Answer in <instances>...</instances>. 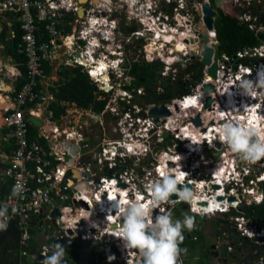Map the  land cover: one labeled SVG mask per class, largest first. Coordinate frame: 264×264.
<instances>
[{"label":"built area","instance_id":"built-area-1","mask_svg":"<svg viewBox=\"0 0 264 264\" xmlns=\"http://www.w3.org/2000/svg\"><path fill=\"white\" fill-rule=\"evenodd\" d=\"M163 1L170 8L174 6L173 13L170 11L168 15H165L166 20L171 24H164V28L158 31L144 28L142 31L136 32L139 38L144 37L146 40L147 37L151 38L148 43L150 50L146 53L152 55L157 53L158 56H162V53L165 52L161 62L164 64V69H168L174 74L180 70L176 68L178 66L175 64L182 63L184 66L191 60L202 64L204 48L213 47L216 44V29L209 31L210 45L200 46L198 36L189 30V24L186 22L189 20L188 14L182 13L187 0H158V2ZM232 1L235 3V17L247 25L251 31L256 32L260 43L237 51L233 57L221 52L216 80H213L208 74L209 67L202 64L204 66L203 80L191 85V92L178 100L180 116L183 119H189L187 126L182 127L174 123L172 129H169L168 124L175 119L174 115L160 117L158 121L152 115L151 119L138 117L132 118V121L139 123L137 135L142 138H147L146 134L154 130L158 134L166 130L171 132L180 130L179 136L182 138L179 139L183 140L184 137H188L192 144L189 145V148L193 152L200 155L204 152V156H201L199 160L196 159L189 167L168 168L176 175H180L181 172L187 173L184 178L185 185H181L182 187L190 184L204 194L210 195L220 191L224 193V195L215 197L219 203V208L215 212L190 213L201 217L228 216L227 219L236 225L242 237L253 239L264 235V228L259 227L256 218L247 216L249 208L260 205L264 200L262 187L264 158L255 163L240 159L220 140L218 129L227 120H230L234 126L237 124L249 126L250 123L259 137L264 138V87L260 86L264 84V41L260 39V36L264 35V24L260 22L259 17L264 13V2L262 0H258V2L243 0L244 6L241 0ZM255 1L256 6L253 5ZM79 2L80 0H0V12L6 13L9 10H14L17 14L22 30L20 52L25 57V66L30 75V79L15 95H13L15 90L8 95V101L11 104L5 106L0 118V131L7 130L4 134L0 132L1 139L12 138L15 142L12 153L7 155L6 161L0 164V209L6 208L7 225L10 222L16 223L20 231L18 244L22 247L31 246V231L34 229L35 223L38 224V219L41 217L49 219L48 213L58 210L60 212L58 220L64 224L65 229L73 231V236L94 239L97 243L106 239L99 248L100 250L109 252L113 246H116L121 250V256L116 257L118 262L142 264L139 254L131 253V256H136V261L127 258L128 242L126 239L116 236V232L124 224V214H121L119 218L118 202L125 204L129 200L146 196L145 186L157 178L162 165L159 164L156 167L154 173L157 175L153 174L152 179L150 173H147L137 181L128 172L120 173L113 169L116 163L110 160L108 172L104 173L99 170L98 173H101L102 176L98 177L99 183H95L94 176L90 178L81 175L76 177L73 173V168L67 162L68 157L71 156L70 148L60 150V144L51 139L52 135L58 133L56 126L51 128L52 133L50 134L39 132V136L47 140V145H43L40 139L31 140L29 137V124L32 122L26 117L27 114L41 118L46 110L42 106L48 103V94H43L42 90L36 89L39 80L44 76L42 62L55 59L60 55L61 49L64 54L62 59L65 66H81L100 89L105 88L99 78L101 74L92 75V68L95 66V62L100 59L91 55H94L96 51H101L100 47L107 48L108 46V44L104 45L101 39L107 40V34L114 26V20L110 22L108 19L112 11L105 7L106 3L96 4L95 0H89L83 16L80 17L77 14ZM154 3L156 4V1ZM145 4V9L135 7L131 11L130 17L137 18L141 13L147 16L152 14L151 11H154L155 4L153 6ZM253 7L258 8L259 15L254 14ZM245 9L250 10L246 11ZM68 13L73 19L64 23L63 19ZM40 20H46L43 29L48 34L47 40H40L37 36ZM64 28L69 30L65 31ZM146 29L149 30L148 33L145 31ZM144 32L146 33L144 34ZM185 35L190 36V42L184 40ZM174 37L181 38L188 46L187 49L180 52L176 50V42L172 41ZM192 43L195 47H192ZM176 54L182 55L174 61ZM243 59H249L250 65L241 62ZM104 64L108 68V66L116 65V61L109 63L104 61ZM181 77L182 81L187 79L184 74ZM187 83L190 84V81ZM208 83H212L216 87V91L205 93L203 87ZM252 92L253 94H251ZM192 97H196L197 103L195 105L187 104V101ZM209 98H212V103L204 112L201 99ZM36 99H40L42 103H39L37 107L28 106L29 102ZM193 106H196L195 109H192ZM194 110L195 112H193ZM222 114H226V118ZM197 115L202 123L199 127H196L192 122V119ZM256 138L253 136L251 140H256ZM218 143L220 147L217 146ZM106 152L107 150L104 149L103 154ZM124 155L122 153V156ZM106 160L104 159V161ZM196 170L199 172L195 173ZM215 185H219V188H214ZM5 187H7V191H5ZM177 188L180 187L177 186ZM112 195L114 198H111ZM219 197L222 199L218 200ZM169 199L175 200L176 194H171ZM201 200L200 202H204L203 198ZM81 201L85 202L87 206L80 204ZM179 205L186 206L190 211L187 203L165 205L164 208L172 213L173 208ZM157 214H159V209H153L151 212L152 221L153 216H157ZM153 223L155 222L153 221ZM2 230L0 229V232ZM22 255L30 258L37 257V254L29 255L27 250H24ZM112 261L114 259H107L103 260V263L110 264ZM258 264L262 263L258 262Z\"/></svg>","mask_w":264,"mask_h":264},{"label":"flooded vegetation","instance_id":"flooded-vegetation-1","mask_svg":"<svg viewBox=\"0 0 264 264\" xmlns=\"http://www.w3.org/2000/svg\"><path fill=\"white\" fill-rule=\"evenodd\" d=\"M88 1L89 0H87L86 3L84 2V4L79 2V8L83 7L85 9ZM155 1L156 4L154 3ZM95 2L96 4L99 2L106 3L105 7L110 8L108 10L112 11L108 19L110 22L114 20V26L110 33L107 34L108 39H101V42L104 45H111L114 49L100 47L101 51H96L94 55L91 56L104 60L105 62L107 61V63L116 61V65L108 66L105 71L104 79H102L101 75L99 77L101 83L105 86L104 89H101L106 93L103 97L107 99V103L104 110L100 114H97L96 123H98L105 131L103 123L107 120V115L112 116L110 119L117 121L115 128L116 136L108 137L102 135V139L96 143V136L91 132L90 128L92 123L81 120L82 115L78 114L79 111L74 112L73 121H70L71 126L68 127V124L63 123L65 116L61 117L56 122H53L51 120V113H48L49 105L44 104L42 108H45L46 110L41 115L40 119L49 129V134L52 133L50 128L54 126L58 128V133L55 134V140L60 144V150L66 148L65 143L67 140H73L76 145L79 146L73 169L79 170L81 176H87L88 173L93 172L94 174H91V176H94L95 179H99L98 177L102 175L101 173H98V171L102 170L104 173H107L110 160L116 163L113 169L118 170L120 173L128 172V174H130L132 178L134 177L137 181L142 179L147 173H150V178L152 179L153 174L157 175L154 171L159 164H166L167 168L177 166L189 167L196 161V159H201V156H204V152L201 155L193 152V150L189 148V145L192 144L188 137H184L183 140L179 139L182 138L179 136L180 130L175 132L166 130L160 134L154 130L146 134L147 138H142L140 135H137L139 123H134L132 121V118L136 119L138 117L151 119V115L153 116V109L165 106L169 111V115L166 117H171L172 115L175 117V119L169 122V129H172L174 123L182 127L188 125L189 119H183L182 116H180L181 110L178 106V100L186 94L182 93L175 98L164 97V94L176 84L187 88L194 85L191 83L188 84L187 82L191 80L196 69L193 68L189 72V68L192 65L200 67L201 63L191 60L188 64L182 66L184 68L183 73L179 70V72L174 74L172 71L164 69V64L161 62V59L164 58L165 52L162 53V56H158L157 53L152 55L146 53L145 50L142 51L139 46H142L143 43L148 44L151 38L147 37L146 40L144 37H141V34H139L141 37L139 38L136 33L137 31H142L144 28L158 31L164 28V24H171L170 21L166 20L165 15H168L170 11L173 13L174 6L170 8L165 4V1L158 2V0H108L107 2L106 0H95ZM145 3H148L151 6L155 4L154 11H151L152 14H148L147 16L141 13L137 18L130 17L131 11L134 10L135 7L138 6L145 9ZM205 4L209 5L215 13L214 29H216L215 22L218 15H220V12L225 13V9L218 5V0H187L186 7L182 11L183 14H188L189 20L186 22L189 24V30L198 36V43L203 47L206 45L203 40V32L207 31L203 11ZM216 4L219 7H217ZM194 5H197V7H194ZM147 29L145 31L148 33L149 30ZM145 33L146 32H144V34ZM215 41L216 44L220 45L218 36H216ZM185 47L186 48L182 47V51L187 49L188 46L186 45ZM192 47H195L193 43ZM141 62L145 63L147 72L148 69H151L150 63L156 65L157 63L162 64L161 69L156 70L154 66L152 68L157 80L153 83L151 90H147L143 85L138 86L136 80L133 79L135 75L132 74V68L137 67L139 69V65L137 64ZM136 73L138 74L139 72ZM183 74L184 76H187V81L181 80ZM114 99L115 102L111 103L110 100ZM207 100L201 99V104L204 106L203 111L208 108L206 107ZM172 108L174 109L172 110ZM80 110L90 114L93 118L96 114L91 110L82 108ZM197 117L199 116L197 115L192 119V122L196 127H199L194 122ZM158 125L160 126V124ZM67 128H70V130L67 131ZM104 149L107 150L105 154H103ZM122 153L125 155L122 156ZM72 157L74 156L71 154V156L68 157L67 162H69ZM104 159L107 160L104 161ZM85 206H87V204ZM48 214L50 218H39L38 225L34 226V228L37 230L36 234L39 232L44 233L46 241L52 243L54 241L53 236L59 234L56 221H58L60 216L56 218L52 216V212ZM227 217L228 216H210V218H207L195 216L194 229L191 232L184 229L185 239L183 243L180 244V248L187 249V252L181 253L180 261L182 264H258V262L264 264V247L261 248V250L259 249V255H255L261 242H253L256 237L253 239L242 237L238 232L236 225L229 221ZM177 219L183 220V217L178 216ZM200 219L206 224H213L209 227L210 233L208 235L205 234V237L203 236L204 234H201L206 232L205 227L197 225ZM223 220L226 224L220 223V221ZM63 225L64 224L62 223L60 229L65 231L67 238H76V240L81 241L86 240L81 237L73 236V231L71 229H65ZM46 228L49 229L50 232H48ZM67 231H71V234H68ZM201 237H204V239L198 244ZM100 247L101 246H97L91 253L89 258L91 264H105L103 263V260H107L111 255L115 258L110 264L127 263L125 260V262H118L116 259L117 256H121V250L118 247L113 246V249L109 250V252L107 250H100ZM192 248L195 250L197 249L196 254L194 253L192 255L190 252V250H194ZM44 249L45 248L42 250L38 246L37 257H33V259L27 257V259L31 261V264H42L43 260L39 258V254L43 255ZM131 251L133 252V250ZM47 254L51 256L49 250ZM135 254L138 255L139 252L137 251ZM135 257H133V255L131 256L133 261H136ZM78 259L79 248L76 246L72 251L66 252L61 264H80Z\"/></svg>","mask_w":264,"mask_h":264},{"label":"clouds","instance_id":"clouds-1","mask_svg":"<svg viewBox=\"0 0 264 264\" xmlns=\"http://www.w3.org/2000/svg\"><path fill=\"white\" fill-rule=\"evenodd\" d=\"M260 86L264 87V84ZM196 103V97L187 101L189 105ZM222 115L226 118V114ZM218 132L220 140L240 159L255 163L264 158V138L259 137L250 123L249 126L243 124L234 126L230 120H227L225 124L220 125ZM253 136L257 137L255 141L251 140ZM186 175L187 173L184 172L176 175L165 166L158 171L157 178L145 186L146 196L129 200L125 204L118 202L119 218L121 214H124V224L116 232V236L127 240L129 250L132 248L138 250L142 264H182L180 261L181 253L187 252V249L180 248V244L185 239L184 229L189 232L194 229L195 216L185 214L183 220L174 219L172 213L165 210V205L187 203L190 212L196 214L201 212L213 213L219 208V203L215 197L224 195L222 191L209 195L194 187L189 189L183 186L178 189L177 184L185 185L184 178ZM173 193L176 194V199L170 200L169 197ZM202 198L207 201L206 206H201ZM153 209H159L155 223L151 219ZM6 228V208H2L0 209V229L5 230ZM146 229H150V232ZM51 249L53 254L49 256L47 254L49 248L45 247L42 264H61L66 254L64 247L56 243L51 246ZM114 258V256L108 257L109 260Z\"/></svg>","mask_w":264,"mask_h":264},{"label":"trees","instance_id":"trees-1","mask_svg":"<svg viewBox=\"0 0 264 264\" xmlns=\"http://www.w3.org/2000/svg\"><path fill=\"white\" fill-rule=\"evenodd\" d=\"M256 4V1L253 2L254 6H256ZM256 8L253 7L252 10L255 15H259V10ZM259 17L260 22L264 24V13L259 15ZM72 19V16L69 14L64 17V21ZM38 25L40 28L43 27V22H39ZM215 25L218 40L220 41L221 52H224L231 57H233L239 50L256 46L260 43L256 32L251 31L247 25L241 23L234 16L220 12ZM0 26V45L3 46L4 53L7 56L12 57V60L20 70V75L14 83L15 92L13 95H15L16 92L19 91L21 87L30 79L29 71L25 66V57L23 53L20 52L22 30L20 29V24L16 19L12 20L10 25L0 19ZM68 30V28L65 29V31ZM37 36L43 40L48 39V34L43 28ZM241 62L250 65L249 59H243ZM42 65L45 76L49 75L51 73V66L49 63L43 61ZM137 65H142L139 69L137 67L132 68V74L135 75L137 85H143L147 88V90H151L153 83L156 82L153 79V75H151L149 69L147 72L144 62ZM151 65H153L156 70L161 69L162 66V64L159 63H157V65L151 63L150 66ZM193 68L196 70L192 75L193 77H191L190 83L196 84L203 80L204 66L202 64L200 67L192 65L189 68V72ZM137 70H139L138 74L136 73ZM58 74L60 76V81L50 87L49 94L47 93L53 98L48 106V113H51V120L53 122H56L63 116H66L68 108L74 105L79 109L82 108L91 110L96 114H100L104 110L107 99L103 96H105L106 93L100 89L97 83L94 82V80L85 70H83L81 66H62L58 70ZM41 81L42 79L39 80L38 87L36 88L38 91H44ZM190 92V88L182 87L181 85L176 84L174 87H171L166 94H164V97L175 98L182 93L189 94ZM43 94L46 93L43 92ZM39 103H42V101L40 99H36L35 101L29 102L28 106L37 107ZM6 131L7 130H3V134L6 133ZM29 137L31 140L40 139V142L43 145H47V140L39 136L38 130L31 123L29 124ZM14 148L15 142L12 138L7 141L4 139L0 140V153L5 151L10 155ZM262 187L264 190V183ZM5 191H7V187H5ZM247 216L251 218H258L259 220L261 219L264 222V200L260 205H254L249 208L247 210ZM37 225L38 224L35 223V226ZM31 233L32 241L31 246L29 247H22L20 244L14 243L7 238L0 246V264H26L28 259L22 255L24 250H27L29 255L37 254L38 242L36 240L35 228L32 229ZM31 259L33 258L31 257Z\"/></svg>","mask_w":264,"mask_h":264},{"label":"water","instance_id":"water-1","mask_svg":"<svg viewBox=\"0 0 264 264\" xmlns=\"http://www.w3.org/2000/svg\"><path fill=\"white\" fill-rule=\"evenodd\" d=\"M82 1L83 0H80V3H82ZM86 1H85V3H86ZM82 4H84V2ZM83 11H84L83 7L78 8V13H77L78 16L81 15V17H82ZM203 11H204V15H205L204 21H205V24L207 27V31H211L214 29L215 13L210 8V6L207 4L204 5ZM14 13H15L14 10H9L8 11V17L11 18ZM207 31L203 32V40H204L205 44L210 45V40H209V36H208ZM260 39L264 41V35L260 36ZM213 55H214V59H213ZM202 56H203L202 64L209 67L208 68V74L210 75V77L213 80H216L217 79V71L219 68L218 60L220 57V45L214 44L213 47L208 46V47L204 48V50L202 51ZM203 91L205 93L209 94L211 92L216 91V87L212 83L204 84ZM168 101H171V100H168ZM211 102H212V99L209 98L206 102V107H209ZM152 114L157 120H159L160 117L169 115V111L165 106H163V107L153 109ZM94 116L97 117V114H95ZM26 117L32 122V125L38 130V132H40V133L46 132L47 134L49 133V129L44 125L43 121L40 118H37L32 114H27ZM194 122L197 126L201 125V121H200L199 117H197ZM253 141H255V140H253ZM217 146L220 147V144L218 143ZM65 147L70 148V152L74 156L68 162L69 166L71 168H73L75 166L79 146L76 145L75 141L67 140L65 143ZM73 170H74L73 173H75V174L79 173L80 174L79 170H75V169H73ZM198 172H199L198 170L195 171V173H198ZM84 175H85V173H84ZM86 177L90 178L91 174L88 173ZM95 183H99V179H96ZM177 186L180 188L182 187L180 184H177ZM214 188L218 189L219 185H215ZM220 199H222V197L218 198V200H220ZM200 203L202 206L207 205V201L200 202ZM80 204L86 205L85 202H83V201H81ZM52 216L58 218L60 216V213L57 210H55V211H53ZM155 220H156V216H153V221L155 222ZM256 220L259 224V227L264 228L263 220H261V219L259 220L258 218H256ZM220 223L226 224V222L224 220L220 221ZM56 225L59 229V234L53 236L54 241L52 243L46 241V236L44 233L39 232L36 234V240L38 242L39 248L43 250V248L48 247L51 255L53 254V250L51 249V246L56 244V243L62 245L66 252L72 251L76 246H78V248H79V259H78L79 263L80 264H91L89 262V258H90L91 253L93 252V250L97 246H102L103 243H105V241H106V239H103L100 243H97L93 239H86V240H82V241L76 240V238L69 239L66 237L65 231L60 229L62 226V222L60 220H58V221H56ZM146 231L150 232V229H146ZM67 233L71 234V231H67ZM7 238L9 240L13 241L14 243L20 242V231L18 230L15 222H12V223L10 222L7 225V228L0 232V246L3 244V242ZM253 242H255V243L261 242V244L258 246V249L255 253V255H259L258 254L259 249L261 250V248L264 247V235H259V237H256L253 240ZM131 250H133V252H135V253L138 251L135 248L127 250V252H129V253H127V258H131V252H132ZM39 258L41 260L44 259L43 255H41V254H39ZM141 262H142V259H141ZM263 262H264V257H263ZM66 264H70V263H66Z\"/></svg>","mask_w":264,"mask_h":264},{"label":"rangeland","instance_id":"rangeland-1","mask_svg":"<svg viewBox=\"0 0 264 264\" xmlns=\"http://www.w3.org/2000/svg\"><path fill=\"white\" fill-rule=\"evenodd\" d=\"M257 2H258V0H256ZM263 2H264V0H262ZM241 3L245 6V4H244V2H243V0H241ZM234 4L235 3H233V1L232 0H218V5L219 6H221V7H223L224 9H225V14H229V15H231V16H234L235 17V15H236V12H235V8H234ZM217 4H216V6L217 7H219ZM221 9V8H220ZM246 11H249L250 9H245ZM223 11V10H222ZM80 17H81V15H80ZM140 47V49L143 51V50H145V52H148V50H150V48H149V46H148V44H146V43H143L142 44V46H139ZM1 55V54H0ZM182 55V54H181ZM181 55H175V57H174V61H176L177 60V58H179ZM5 63L4 64H7L6 62L8 61L9 62V60L7 59V58H4V60H3ZM104 61V60H103ZM151 64V63H150ZM142 65H139V67H141ZM146 66H148V65H146ZM175 66H178V67H176V68H178V69H180L181 70V72L183 73V71H184V68L182 69V67L181 66H183L182 64H175ZM153 65H151V69L149 70V72L151 73V75H153V79H154V81H156L157 80V78H156V76H155V74H154V72H153ZM139 70H137V72H138ZM12 77V78H11ZM14 76H13V73L11 72V71H9L7 68H4V67H2V68H0V79L2 80H4V81H14L15 79L13 78ZM16 77V76H15ZM133 79H135V77L133 78ZM45 80H48V79H45ZM136 80V79H135ZM55 81H53V80H48V82H47V85L50 83H54ZM4 93V92H3ZM4 95H0V98L1 97H3ZM47 98H50V96L49 95H47ZM48 101H49V99H48ZM51 101V100H50ZM50 101H49V103H50ZM110 102L111 103H114L115 102V99L114 100H110ZM1 106V105H0ZM76 111H79V113L78 114H81L82 115V118H81V120H83V121H87V122H91L92 123V125H91V132L92 133H94V135L96 136L95 137V139H96V143H98L102 138V135H106V136H108V137H114V136H116V130H115V128H116V123H117V121L116 120H113V119H110V117H112V116H108L107 115V120H105V122L103 123L104 124V126H105V131L103 130V128L98 124V123H96V120H97V117H95L94 116V118L90 115V114H88V113H86L85 111L83 112V111H81L80 109H78V108H76L75 106H70L69 108H68V111H67V115L64 117V119H63V123H65V124H68L67 126L68 127H70L71 126V120L73 121V117H74V112H76ZM83 112V113H82ZM46 116V115H45ZM56 124V123H55ZM57 125V124H56ZM51 129V128H50ZM70 130V128H67V131H69ZM52 139L53 140H55V135H52ZM181 211V216H184L185 214H191L190 213V211L189 210H183V207H182V205H179V206H176L175 208H174V210H173V218L174 219H177V217H178V212H180ZM216 216H219V215H216ZM199 217H201V216H199ZM208 218V217H207ZM198 225L199 226H201V227H205V230H206V232L204 233V237L206 236V235H208L209 233H210V229H209V227H211V225H213V224H211V223H208V224H206L202 219H200L199 220V223H198ZM206 227H208V228H206ZM46 230L48 231V232H50V230L49 229H47L46 228ZM212 230V229H211ZM208 231V232H207ZM37 232V230H35V233ZM206 234V235H205ZM204 237H201L200 238V241L198 242V244H200L201 243V241L204 239ZM191 248V247H190ZM192 249H194V248H192ZM197 250V249H196ZM195 249L194 250H190V252L192 253V255L195 253L196 254V251ZM198 250H200V249H198ZM193 264V263H192Z\"/></svg>","mask_w":264,"mask_h":264},{"label":"crops","instance_id":"crops-1","mask_svg":"<svg viewBox=\"0 0 264 264\" xmlns=\"http://www.w3.org/2000/svg\"><path fill=\"white\" fill-rule=\"evenodd\" d=\"M3 14H5V15H3ZM70 16H71V14L70 13H68ZM39 15V14H38ZM67 15V14H66ZM65 15V16H66ZM0 19L1 20H4L8 25H10L11 24V22H12V20H14V19H16L17 21H18V19H17V14H13V16L11 17V18H9L8 17V12H0ZM19 22V21H18ZM41 22H43V24L46 22V20H40V23ZM63 22L64 23H67V22H69V21H64V19H63ZM0 28H1V26H0ZM42 28L43 27H39V30H38V32H37V34L39 33L40 34V31L42 30ZM64 29H66V28H64ZM40 40H43V39H41V38H39ZM107 48L108 49H114V47H112L111 45H108L107 46ZM60 55H58L55 59H53V60H51V61H49L48 63H49V65L51 66V73L49 74V75H47V76H45V73H44V76H43V78H42V81H41V84H42V86H43V89H44V91L43 92H45V93H48L49 94V88L50 87H52L53 85H55V83H57V82H59L60 81V76H59V74H58V70L60 69V67H62V66H65L64 65V60L62 59L63 58V56H64V54H63V50L61 49L60 50ZM0 68H2V67H4V68H7L9 71H10V67H12V68H14L15 69V71H11L12 73H13V78L15 79L14 81H4L3 79L1 80L0 79V95L2 94V95H4L5 97H6V100L4 99L5 97L3 96V97H1L0 99H1V101H0V104H3V105H1L0 106V118H1V116H2V114H3V112H4V110H5V106H7L6 104H5V102L6 103H8V105H10L11 103H9V101H8V95H10V93L13 91V90H15V88H14V83H15V81H16V79H17V77L20 75V70L18 69V67L16 66V64H15V62L12 60V57H10V56H7L5 53H4V50H3V46L2 45H0ZM4 58H7L8 60H9V62L7 61L6 63L7 64H4L5 62L3 61L4 60ZM16 76V77H15ZM12 78V77H11ZM45 79H48V80H53V81H55L54 83H49L48 85H47V82H48V80H45ZM4 92V93H3ZM50 96V95H49ZM49 100H52L53 98L50 96V98H48ZM48 105H49V101H48V103H47ZM40 113H43L42 111H40ZM2 134H3V130H1L0 131ZM0 133V134H1ZM0 140H1V137H0ZM5 141H7V140H9V139H4ZM7 155H9V154H7V152H5V151H2L1 153H0V164H2L3 162H5L6 161V156ZM183 210H188L187 208H186V206H184L183 205ZM190 215H192V214H190ZM178 216H181V211L180 212H178ZM181 217H183V216H181ZM198 217V216H197ZM208 218H210V217H208ZM198 225V224H197ZM201 234H204V233H201ZM204 236V235H203ZM26 264H31V261H27L26 262Z\"/></svg>","mask_w":264,"mask_h":264},{"label":"bare ground","instance_id":"bare-ground-1","mask_svg":"<svg viewBox=\"0 0 264 264\" xmlns=\"http://www.w3.org/2000/svg\"><path fill=\"white\" fill-rule=\"evenodd\" d=\"M85 1H86V0H83L82 3L85 2ZM185 39H186L187 42H190V36H189V35H187V36L185 35L184 40H185ZM172 41L176 42V43H175V44H176V50H178L179 52L182 51V47L186 48V47H185L186 44L184 43V41L181 40V38L176 39V38L174 37V38H172ZM191 42H192V41H191ZM220 50H221V49H220ZM106 69H107V66L104 64V61H102V60L96 61V62H95V66L92 68V75H93V76H96V75H98V74H101L102 79H104V75H105V73H106V72H105ZM10 71H15V69L12 68V67H10ZM99 71H100V72H99ZM4 97H5V96H4ZM4 99L6 100V97H5ZM0 101H1V99H0ZM5 104L8 105V103H6V102H5ZM0 105H3V104H0ZM195 107H196V106H193L192 109H195ZM174 108H175V107H174ZM172 110H173V108H172ZM204 110H205V109H204ZM165 166H166V164H165V165H162V167L160 168V170L163 169ZM75 175H76V177H77V176H78V177L80 176L79 173H77V174H75ZM186 187L189 188V189H192V188H193L190 184L186 185ZM111 198H114V195H112ZM201 201H202V200H201ZM203 201H205V200H203Z\"/></svg>","mask_w":264,"mask_h":264}]
</instances>
